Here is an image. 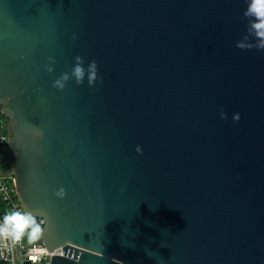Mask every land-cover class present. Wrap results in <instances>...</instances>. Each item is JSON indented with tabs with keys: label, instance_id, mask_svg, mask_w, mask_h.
Wrapping results in <instances>:
<instances>
[{
	"label": "water",
	"instance_id": "1",
	"mask_svg": "<svg viewBox=\"0 0 264 264\" xmlns=\"http://www.w3.org/2000/svg\"><path fill=\"white\" fill-rule=\"evenodd\" d=\"M246 6L0 0L6 155L61 248L43 264H264V50L236 47Z\"/></svg>",
	"mask_w": 264,
	"mask_h": 264
},
{
	"label": "clouds",
	"instance_id": "2",
	"mask_svg": "<svg viewBox=\"0 0 264 264\" xmlns=\"http://www.w3.org/2000/svg\"><path fill=\"white\" fill-rule=\"evenodd\" d=\"M243 17L248 18L247 31L243 40L236 42V47L241 49L255 47L258 50H264V0H247ZM249 37L256 43H251ZM76 60L78 63L73 68L76 83L82 84L87 75L88 83L92 85L97 79L96 62L91 61L85 69L82 58L77 56ZM48 71H51V68ZM68 78L67 73L61 74L60 78L53 82V87L62 90L65 86L64 81H67ZM233 119L238 120L239 114H235ZM139 150V146H137V151ZM56 195L62 198L65 195L63 188L59 189ZM45 225L46 220L40 219L38 221L37 217L27 209L5 214L0 220V248L11 252L16 245L21 244L25 236H27L29 244L36 243L46 231Z\"/></svg>",
	"mask_w": 264,
	"mask_h": 264
},
{
	"label": "built area",
	"instance_id": "3",
	"mask_svg": "<svg viewBox=\"0 0 264 264\" xmlns=\"http://www.w3.org/2000/svg\"><path fill=\"white\" fill-rule=\"evenodd\" d=\"M6 141L7 134L0 133V148L6 150ZM4 171L5 173L0 172V210L2 209L6 213L17 210L24 211L16 195L14 174L11 168L9 170L4 169ZM37 219L39 221L41 218ZM0 220H2L1 215ZM59 254H61L60 247L48 250L40 240L34 244H29L27 236H25L21 244L16 245L11 252L0 248V264H23L24 260L30 264H43L48 261L50 256ZM32 257L35 259L33 260Z\"/></svg>",
	"mask_w": 264,
	"mask_h": 264
},
{
	"label": "trees",
	"instance_id": "4",
	"mask_svg": "<svg viewBox=\"0 0 264 264\" xmlns=\"http://www.w3.org/2000/svg\"><path fill=\"white\" fill-rule=\"evenodd\" d=\"M6 121H7V117L0 112V133H6ZM0 159L2 162V165L0 168H4L6 170H9L11 167H10L9 159L6 155L5 148H0ZM0 207H1V204H0ZM5 214H7V213L1 209L0 210L1 218H3V216Z\"/></svg>",
	"mask_w": 264,
	"mask_h": 264
},
{
	"label": "rangeland",
	"instance_id": "5",
	"mask_svg": "<svg viewBox=\"0 0 264 264\" xmlns=\"http://www.w3.org/2000/svg\"><path fill=\"white\" fill-rule=\"evenodd\" d=\"M1 165H2V162L0 161V167H1ZM1 169V173H5V171H4V169H2V168H0Z\"/></svg>",
	"mask_w": 264,
	"mask_h": 264
},
{
	"label": "snow or ice",
	"instance_id": "6",
	"mask_svg": "<svg viewBox=\"0 0 264 264\" xmlns=\"http://www.w3.org/2000/svg\"><path fill=\"white\" fill-rule=\"evenodd\" d=\"M32 259L34 260V259H35V257H32Z\"/></svg>",
	"mask_w": 264,
	"mask_h": 264
}]
</instances>
